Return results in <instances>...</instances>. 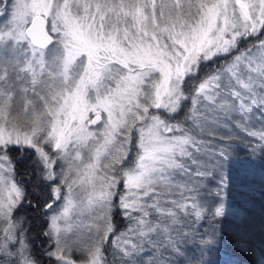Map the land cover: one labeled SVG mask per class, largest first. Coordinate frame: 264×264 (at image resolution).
<instances>
[{
    "label": "snow or ice",
    "instance_id": "6c2138e0",
    "mask_svg": "<svg viewBox=\"0 0 264 264\" xmlns=\"http://www.w3.org/2000/svg\"><path fill=\"white\" fill-rule=\"evenodd\" d=\"M0 18V264L214 244L196 225L225 216L233 143L264 154V0H0ZM258 229L264 264V200Z\"/></svg>",
    "mask_w": 264,
    "mask_h": 264
},
{
    "label": "trees",
    "instance_id": "16d2710c",
    "mask_svg": "<svg viewBox=\"0 0 264 264\" xmlns=\"http://www.w3.org/2000/svg\"><path fill=\"white\" fill-rule=\"evenodd\" d=\"M223 59L216 63H223ZM236 148L233 152L236 157L249 158L253 154L251 149H246L244 144L237 140L233 143ZM258 156L259 154L256 153ZM23 172V169H20ZM19 178V176H18ZM264 176H253L251 178H242L239 184H233L223 193L222 202L225 205V216L216 218V220H204L196 225L199 233H204L208 238L213 237L215 233V243L207 247L199 246L200 236L195 240H190L186 247L187 253L181 257H173L176 264H256L260 259V233L259 213L261 201L264 200ZM221 202L217 198V203ZM241 208L251 210L250 215L255 214L257 227L251 239L241 237L236 231V223L243 214ZM117 223L121 229L124 228L127 221H121L117 218ZM222 237V238H221ZM39 250V242H37ZM203 248V255L201 250ZM158 255V254H157ZM195 260H192V257ZM145 260L146 257H143Z\"/></svg>",
    "mask_w": 264,
    "mask_h": 264
},
{
    "label": "rangeland",
    "instance_id": "374dc122",
    "mask_svg": "<svg viewBox=\"0 0 264 264\" xmlns=\"http://www.w3.org/2000/svg\"><path fill=\"white\" fill-rule=\"evenodd\" d=\"M3 23V18H0V26H2ZM233 135L242 134L234 132ZM233 148L235 147L233 146ZM250 153L252 152L250 151ZM257 153L259 154L258 156L255 154L249 158L236 157L234 153L232 154L227 166V171L229 173L228 188L232 187L233 184H239L242 178H251L256 175L264 176V154ZM212 187L214 188L215 185ZM227 189L224 191H227Z\"/></svg>",
    "mask_w": 264,
    "mask_h": 264
}]
</instances>
